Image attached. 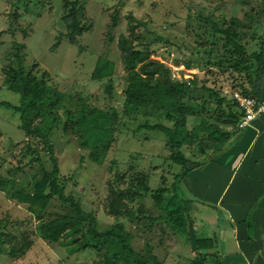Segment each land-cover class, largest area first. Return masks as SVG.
I'll return each mask as SVG.
<instances>
[{
	"label": "rangeland",
	"instance_id": "374dc122",
	"mask_svg": "<svg viewBox=\"0 0 264 264\" xmlns=\"http://www.w3.org/2000/svg\"><path fill=\"white\" fill-rule=\"evenodd\" d=\"M65 1L0 0V100L20 103V96L9 89L5 73L9 65H17L13 54L19 51L27 71L49 73L50 81L67 94L65 104L69 108H77L78 93L90 105L107 110L115 107L121 116L120 130L103 164L92 161L90 151L79 146L71 130L64 129L67 115L61 109L62 124L51 140L60 167L58 186L97 217L100 230L122 225L133 233L138 250L152 247L163 264H192L197 255L193 234L189 231L188 236H182L165 220H152L163 211L152 197L137 189L144 179L153 189L171 186L181 166L170 159L164 132L138 129L147 121L173 126L175 120L144 108L134 113L126 110L129 74L119 39L123 34L130 36L129 26L134 23L135 32L151 43V57L169 69L173 80H177L174 66H185L189 71L182 69L181 74L191 75L189 84L206 83L223 88L226 94L225 89H232V85L248 83L245 74L209 63L227 52L217 27L233 26L250 53L259 50L264 40V0H79L89 27L76 42L64 36ZM234 18L241 24L235 25ZM101 56L116 63L112 95L106 90V80L92 78ZM190 58L192 65L188 66ZM162 76L160 73L158 78ZM189 101L200 113L187 118V126L193 130L202 122V93ZM212 113L213 109L205 115L211 117ZM20 123L19 113L0 105V229L5 240L0 264H93L101 259V250L92 247L71 252V248L44 239L38 231L41 221L28 203L14 196L17 189L33 191L35 182L43 177V167L53 169L49 153L37 141L29 143ZM202 144L208 149L214 145L205 132L184 150L191 159L202 158ZM128 188L133 192L125 193ZM114 191L123 214L110 209ZM67 211L69 205L54 194L44 220Z\"/></svg>",
	"mask_w": 264,
	"mask_h": 264
},
{
	"label": "trees",
	"instance_id": "16d2710c",
	"mask_svg": "<svg viewBox=\"0 0 264 264\" xmlns=\"http://www.w3.org/2000/svg\"><path fill=\"white\" fill-rule=\"evenodd\" d=\"M65 7L67 11L64 21L67 32L64 36H67L71 42H76L88 29V18L79 0L73 2L66 0ZM232 22L235 25L241 24V20L237 18ZM135 28L136 25L131 23L130 36L123 34L119 39L123 63L129 74L125 107L128 112L134 113L144 108L148 113L160 112L164 118L175 120L173 126L147 121L138 129L147 128L164 132L168 137L167 148L171 152L170 159L181 166V171L175 175V181L171 186L153 189L144 179L137 185V189L143 191L144 195L152 197L157 208L163 211V214L152 220L163 219L177 233L188 236L193 224L196 204L184 185L185 178L191 172L189 163L192 161L184 147L193 145L200 133L205 132L214 142L215 149L223 150L232 133L221 125L233 126L234 132L243 130L238 127L243 113L235 99L223 93V88L218 89L206 83L198 86L193 82L189 84L187 81L173 80L169 69L161 61L151 57V43L135 32ZM217 29L224 36L227 52L210 59L209 63L224 71L233 70L245 74L248 84L232 85V89L261 97L264 85V40L259 50L250 53L236 28L232 26L217 27ZM24 45L18 44V46ZM13 55L17 65H9L5 68V73L7 85L12 92L20 96V103L13 104L0 100V105L19 113L20 128L26 132L29 143L32 141L40 143L41 149L46 150L53 161L51 171L43 167V177L35 182L33 191L17 189L14 192L16 198L29 204L30 211L41 221L38 226L41 237L62 244L67 249L71 248V252L92 247L101 250L103 252L101 259L93 264H163L153 253L152 247H148L146 251L138 250L133 244V233L122 225L100 230L97 217L92 212L86 211L73 196L65 195L63 188L58 186L60 167L51 140L56 127L62 124L61 109L67 115L64 129L71 130L79 146L89 150V158L99 164L105 162L113 143L117 140L121 123L118 110L115 107L107 110L90 105L81 93L75 97L77 108L75 110L69 108L65 104L67 94L50 81L48 72L44 71L40 75L33 70L27 71L21 53L18 51ZM186 63L191 66L192 59L190 58ZM116 69L114 61L101 56L92 74L94 80L107 81L106 90L109 95L113 94V77ZM160 73L163 76L158 78ZM152 81H156L155 84ZM200 92L202 122L190 130L187 126L188 116H196L200 113L189 100L195 99ZM211 109L213 113L208 117L205 113ZM210 118L215 122H211ZM33 149L37 153L40 151L36 147ZM201 149L206 153L207 146L202 144ZM49 188L51 190L47 191ZM129 191L133 192L128 188L125 193ZM54 194H58L64 203L69 205V211L45 221L44 217ZM116 194L117 192L114 191L110 209L114 214H123L121 205L117 203ZM247 225L249 231H253V223L249 219ZM4 242L0 229V260L5 254ZM217 243L216 238H197L195 246L197 255L193 258L192 264H207L209 258L216 255Z\"/></svg>",
	"mask_w": 264,
	"mask_h": 264
},
{
	"label": "crops",
	"instance_id": "0c3cea01",
	"mask_svg": "<svg viewBox=\"0 0 264 264\" xmlns=\"http://www.w3.org/2000/svg\"><path fill=\"white\" fill-rule=\"evenodd\" d=\"M221 126L232 133L225 148L192 159L184 180L196 204L190 232L195 246L197 238L217 239L207 264H264V114L238 132Z\"/></svg>",
	"mask_w": 264,
	"mask_h": 264
},
{
	"label": "built area",
	"instance_id": "2783aa9c",
	"mask_svg": "<svg viewBox=\"0 0 264 264\" xmlns=\"http://www.w3.org/2000/svg\"><path fill=\"white\" fill-rule=\"evenodd\" d=\"M182 69L188 70L185 66H174L173 77L179 81H188L190 74L182 75ZM189 71V70H188ZM225 93L232 96L238 103L243 116L238 124L240 129H246L253 125V123L264 114V94L261 97H256L250 94H245L239 89H225Z\"/></svg>",
	"mask_w": 264,
	"mask_h": 264
}]
</instances>
